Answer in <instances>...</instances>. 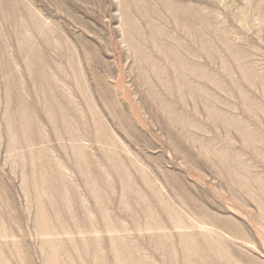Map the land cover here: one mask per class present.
<instances>
[{
	"label": "rangeland",
	"instance_id": "obj_1",
	"mask_svg": "<svg viewBox=\"0 0 264 264\" xmlns=\"http://www.w3.org/2000/svg\"><path fill=\"white\" fill-rule=\"evenodd\" d=\"M0 264H264V0H0Z\"/></svg>",
	"mask_w": 264,
	"mask_h": 264
}]
</instances>
